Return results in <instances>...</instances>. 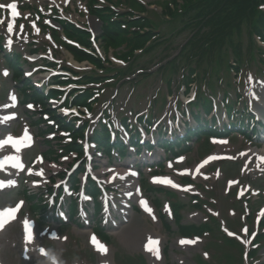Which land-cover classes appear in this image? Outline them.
<instances>
[{"label":"rangeland","instance_id":"rangeland-1","mask_svg":"<svg viewBox=\"0 0 264 264\" xmlns=\"http://www.w3.org/2000/svg\"><path fill=\"white\" fill-rule=\"evenodd\" d=\"M147 3H153L158 0H143ZM161 1V0H159ZM46 7V5H44ZM50 11V10H49ZM95 23L98 26V29L101 27L99 23L93 18L91 23ZM191 29H187L183 31L180 35L175 37L174 39H170L165 44L158 46L155 50L152 51L146 58L142 59V63L153 59V62H160L164 58L162 54H160L165 46H167V52H174L176 46L183 44L186 41V38L190 34ZM44 40L46 37L42 36ZM100 44V43H99ZM21 47V46H20ZM22 48V47H21ZM113 51L110 52V57L113 59L116 65L122 64V62L116 59L113 56ZM243 53H245L244 57L247 58V44L243 49ZM58 60L59 61H66L68 64L72 63V57L68 53L66 49H61L58 53ZM251 72L248 73V79L252 77V81H246L245 84H240L241 78L237 76L235 73L232 72L230 81L232 83L231 87L227 85V81L224 80L219 86L216 93H208V97L216 101L218 109L213 111L215 117L217 118V114L220 117V121L222 122L221 127L227 122L226 113L224 110V97H225V90H229L231 93L230 99L231 101L236 102V110H243V107L247 105L251 95L254 100L256 101V108L261 109V106H264V70H260L256 64ZM180 85V75H177L175 79V84L172 87V90L175 88V92L169 93L167 90V83L164 82L161 77H153L149 79H144L142 83H139L136 87L133 84L127 83L120 88L119 95L115 98L114 105L110 106L109 115L111 116H118L120 119L121 117L128 116L131 122H135V112L141 114V112H147L152 104V100L154 102L156 96L160 94L159 101H163L165 97L167 103L169 95L168 107L163 111H159L158 114L156 108L151 110L152 117H159L160 115L164 114V111L170 110L173 107H176L177 102L180 101L183 103L182 94L184 90H181L178 86ZM4 89V86L3 88ZM117 93V88L115 86L109 87L103 92L101 97L100 103L96 106L94 113H92V120L99 118V112H102L104 108H107L109 102L112 100L111 98L115 96ZM241 95V99L237 98V94ZM177 102H176V101ZM109 108V107H108ZM180 110L185 108L178 106ZM190 111H194L193 107H189ZM203 109V108H200ZM201 111V110H199ZM21 117H20V124L28 121V116L24 111L21 110ZM166 113V112H165ZM204 119L211 120V117H206V114H203ZM212 116V115H211ZM217 120L216 122H218ZM94 123V121H93ZM94 129V127L92 128ZM210 138H215L217 140V144L210 143L207 144L205 142H199L197 139L193 140L192 142H196L195 145L192 146L190 152H184L182 155L186 157V162L181 163L180 165L176 164L175 159L177 157H171L170 154L167 155V162L165 163V170L162 172L163 174H178L180 175L181 169L190 170L193 169L196 163L200 162L203 158L207 157V155L214 154V153H222L223 155H229L233 159L231 161H227L222 164H218L214 162L208 170L205 171L203 177L200 178L198 182H200L201 189L199 185L194 188V190H198L205 201L207 203L201 209H197L194 207V202L191 204V199L189 195L181 193L178 194L179 200L186 203V207L183 211L184 218L183 224L185 225H201L205 224L211 220V216H217V225L219 227L216 229L213 236L205 235L202 237L201 240L196 241L195 238L192 241H195L193 244H183L182 241L184 237H182L178 231V225L175 224L174 218L170 217L169 214H166L165 211L161 212L160 209H156L155 211V219L149 215L134 214L135 219L132 223H127L126 225H122V228L113 231L112 234L116 235L113 237V242L110 246H107V254L105 257H108L110 262L113 264H126L123 259L127 256H131L134 259V256L138 255H145V251L142 249L143 243L149 239L150 235L159 236L161 240V246L164 249V253L161 257V264H199L198 257H202L204 260H213V255H220L217 244H221L223 242L221 231L229 227H235L237 233H242L245 231L247 222H244L241 218L242 215H247L248 221L251 222V225H254V220L257 216V212L254 216L253 221H251L250 214L244 209L239 210L236 218H231L232 214L229 215V209L238 210L236 205H230L227 209V203L224 206V201L228 200L229 203H233L232 200L236 201L235 195L245 192L243 188L245 185L251 184L252 185V192L254 190L261 189L262 199H264V164H261V157H264V142H260L259 138L254 140H248L242 136H240L235 129L234 133L228 134L227 137H217L215 135H211ZM210 139V140H211ZM209 140V142H210ZM221 141H227V143H221ZM39 142L41 140L39 139ZM259 145V146H258ZM35 148V147H34ZM210 148L211 150H209ZM33 150V149H32ZM180 151V150H179ZM33 153L35 156L37 154ZM114 161L120 162L119 160L113 159ZM129 159H125L126 162ZM172 161L173 168L170 167ZM230 163V164H227ZM231 164H238L237 171L235 175H232V170H227V173L224 177L226 172V168L221 172V167H235ZM240 170V172H239ZM153 170L149 168L143 169V180H148L150 177V173ZM263 180V181H262ZM150 182V181H149ZM193 182V181H192ZM191 182V184H192ZM233 182V183H231ZM151 183V182H150ZM229 183V184H228ZM233 185V187H232ZM143 188L146 190V196L151 199L154 203L155 199L159 196L161 199L168 201L166 197V193L164 195L163 192H149L144 185L143 181ZM206 188L208 190L215 188L217 189L215 195H211L212 192H206L203 190ZM232 197V198H231ZM165 198V199H164ZM202 198V199H203ZM246 202H253V197L246 198ZM258 202V201H257ZM254 203V202H253ZM7 203L4 199L0 198V208L4 207ZM156 206V203H154ZM256 204V203H254ZM264 202L261 204L263 205ZM247 205V204H246ZM257 210L259 209L258 204H256ZM250 207V206H249ZM247 205V208H249ZM224 208L226 209L224 211ZM164 210V209H163ZM224 213L223 217L221 214ZM262 214V213H261ZM261 214H258V218H260ZM264 214V213H263ZM49 217V221L44 222L41 217L33 218L30 213V209L24 208V211L21 214V217L16 220L11 227L5 229L3 232L5 234L0 238V244H4L3 250L1 251L2 261L1 264H51L48 261L47 254L48 250L52 249L57 254V261L56 264H102L105 257L103 253L98 251L95 245H92L89 240V234L87 230H84L75 223V221L66 224V227H59L57 217L53 219V213L49 211L47 215ZM160 216V217H159ZM264 217V216H263ZM35 220L38 225V229H36L35 234L33 235V240L31 242H26L24 240V233L22 232V221L24 220ZM79 219V218H77ZM160 219V221H159ZM223 219V220H221ZM165 221L172 225L173 230L169 231L164 225ZM224 221V222H223ZM233 225L231 224V222ZM163 222V225H162ZM228 223V225H226ZM249 225V224H248ZM251 226V230H254V227ZM221 230V231H220ZM89 231V230H88ZM256 231V230H255ZM90 232V231H89ZM135 232L141 236L135 237L136 239L132 238V233ZM252 232L249 231L246 233V238L243 236L245 240L246 247L251 245L252 242ZM261 233V232H260ZM143 238V240L141 238ZM264 244V240L261 244ZM40 245V246H39ZM38 249H43L45 252L40 253ZM257 257L255 258V264H262L264 261V245L260 247L258 250ZM120 256V260L117 258ZM147 257V256H146ZM128 258H126L127 260ZM149 264H151V260H149ZM239 264H247V261L244 262L239 261Z\"/></svg>","mask_w":264,"mask_h":264},{"label":"trees","instance_id":"trees-1","mask_svg":"<svg viewBox=\"0 0 264 264\" xmlns=\"http://www.w3.org/2000/svg\"><path fill=\"white\" fill-rule=\"evenodd\" d=\"M263 2L264 0H188L184 14L179 15V12H174L173 19L182 18L185 23L186 21L194 25L200 23L201 26L204 23L210 29L201 35L202 37L199 39V44L203 46V49L199 48L190 52L191 48L197 45V37L203 28L200 27L189 46L184 49L185 54L196 57L201 55V57L210 59L211 68L216 72H221L222 69L227 67L230 56L229 42H226V40L228 39L231 44L235 43L233 42V35L236 31L241 32V25L245 21L243 17L249 21L250 31L258 30L264 32V12H261L259 7H257L258 4ZM142 19L143 24H151L146 18ZM135 35L132 38L134 46H140L145 42V39L150 38V36L149 38L141 37L138 33ZM106 36L114 42L127 39L126 33L120 29L116 30L114 26L108 28ZM222 42H224V48L220 44ZM216 44H219V48L214 51ZM73 50L76 49L73 48ZM236 55L240 57L238 53Z\"/></svg>","mask_w":264,"mask_h":264},{"label":"snow or ice","instance_id":"snow-or-ice-1","mask_svg":"<svg viewBox=\"0 0 264 264\" xmlns=\"http://www.w3.org/2000/svg\"><path fill=\"white\" fill-rule=\"evenodd\" d=\"M7 7L8 9L11 10V15L14 18L19 15L17 12V5L16 3H8L7 5L5 4H0V8ZM14 30V22L8 24L7 26V31L9 33L13 32ZM11 42L9 41V44ZM3 75L7 76L8 72L7 70L4 71ZM10 99L13 101V105L15 104L17 97L13 94L11 95ZM9 105H5V107H8ZM28 107H33L32 105H28ZM67 112V110H65ZM14 117L12 116H6L3 118V120H8L12 119ZM33 143V138L32 136L28 133V131L25 129L24 134L21 137H13L9 135L6 139L0 141V148H2L4 145H12L16 152H20L22 148L24 147H29ZM221 143H227V141H221ZM40 162H42L43 158L40 157L38 158ZM216 159L215 156L209 157L207 160H205L199 167H203L204 164L208 163V161ZM262 160H264V157H261ZM11 164L12 167L18 168V169H23L24 165L21 162V159L19 156H6L3 160H0V169H4L6 165ZM199 167L196 169L197 172H199ZM31 172V170H29ZM44 174V170L40 169L39 172L36 173V175L42 176ZM131 175H135V173H130ZM116 176H113V179H115ZM123 178V177H121ZM155 182L157 183H165L172 185L173 187H179V185L174 184V182L170 178H154ZM16 184L15 180H8L7 182L5 181H0V188L8 187V186H14ZM188 190V189H186ZM142 206L144 207L145 211L148 213H152V209L149 207L148 202L146 200L141 201ZM23 205V201L18 203L14 208L9 207L7 209H4L3 211H0V230H2L7 223L10 221L14 220L16 218V214L19 212L20 208ZM153 219L155 217L153 216ZM23 227H24V239L26 242H31L33 240V229H32V224L29 220H24L23 221ZM246 231V229H245ZM91 242L93 245L96 246L97 250L103 253H107L108 249L107 247L102 244L98 238L93 235L91 237ZM182 243H193V241H182ZM159 240L152 239L151 237L149 238L148 245H146L148 251L153 252L157 257H159ZM41 252L44 250L41 249Z\"/></svg>","mask_w":264,"mask_h":264},{"label":"clouds","instance_id":"clouds-1","mask_svg":"<svg viewBox=\"0 0 264 264\" xmlns=\"http://www.w3.org/2000/svg\"><path fill=\"white\" fill-rule=\"evenodd\" d=\"M47 258H48V261L51 262V264H56L57 254L52 249L48 250Z\"/></svg>","mask_w":264,"mask_h":264},{"label":"bare ground","instance_id":"bare-ground-1","mask_svg":"<svg viewBox=\"0 0 264 264\" xmlns=\"http://www.w3.org/2000/svg\"><path fill=\"white\" fill-rule=\"evenodd\" d=\"M138 236H139V234H133V235H132V238L136 239L135 237H138ZM145 244H146V243H145ZM159 251H160V248H159ZM147 252H148V251H147ZM148 253H149V255H151V256L153 255V252H148ZM154 258H155V255H154V257H152L153 262H154ZM157 262L159 263V260H156V261H155V263H157ZM104 264H111V263L105 260V263H104Z\"/></svg>","mask_w":264,"mask_h":264}]
</instances>
